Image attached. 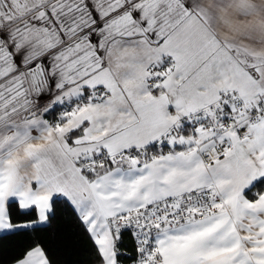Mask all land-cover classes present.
I'll list each match as a JSON object with an SVG mask.
<instances>
[{"label":"snow or ice","instance_id":"obj_1","mask_svg":"<svg viewBox=\"0 0 264 264\" xmlns=\"http://www.w3.org/2000/svg\"><path fill=\"white\" fill-rule=\"evenodd\" d=\"M0 264H264V0H0Z\"/></svg>","mask_w":264,"mask_h":264},{"label":"trees","instance_id":"obj_2","mask_svg":"<svg viewBox=\"0 0 264 264\" xmlns=\"http://www.w3.org/2000/svg\"><path fill=\"white\" fill-rule=\"evenodd\" d=\"M84 247V245H82V248Z\"/></svg>","mask_w":264,"mask_h":264}]
</instances>
